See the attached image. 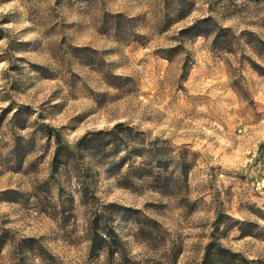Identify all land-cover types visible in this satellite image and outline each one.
Returning a JSON list of instances; mask_svg holds the SVG:
<instances>
[{
	"label": "rangeland",
	"instance_id": "374dc122",
	"mask_svg": "<svg viewBox=\"0 0 264 264\" xmlns=\"http://www.w3.org/2000/svg\"><path fill=\"white\" fill-rule=\"evenodd\" d=\"M119 121L159 181L93 168L84 198V166L51 172L46 126ZM263 212L264 0H0V264H121L89 252L95 213L135 264H200L213 238L257 264Z\"/></svg>",
	"mask_w": 264,
	"mask_h": 264
},
{
	"label": "trees",
	"instance_id": "16d2710c",
	"mask_svg": "<svg viewBox=\"0 0 264 264\" xmlns=\"http://www.w3.org/2000/svg\"><path fill=\"white\" fill-rule=\"evenodd\" d=\"M47 134L54 138L55 146L51 158V172L58 173L60 169L82 168V175L79 179L78 193L81 197L93 196V184L88 171L99 168L110 175H119L123 181L121 186L127 187L133 184L134 179H144L145 177L162 176L160 171H153L154 168H161V165H151L149 162L140 161L135 164L134 157H149L150 162H159V148L152 145L146 147L144 132L134 131L135 127L129 126L125 122L114 123L110 128L99 129L81 135L72 144L64 141L60 134L53 128L46 126ZM123 153L122 155H120ZM124 165L126 170L121 174ZM90 180V181H89ZM228 218V227L238 225L242 233L251 232L243 226L248 222L232 220ZM260 218L264 221V212L260 213ZM221 215L218 214L213 221L215 228L221 223ZM103 220L102 213H95L91 221L89 232V252L95 256L104 254L106 260H118L121 264H135L127 255L126 250L115 232L114 228L107 225ZM254 226V224H253ZM247 230V231H246ZM250 234V233H248ZM178 251L172 253L169 262L174 264ZM254 260L246 259L238 252H233L213 238L204 249L200 264H254ZM257 264H264L259 262Z\"/></svg>",
	"mask_w": 264,
	"mask_h": 264
}]
</instances>
